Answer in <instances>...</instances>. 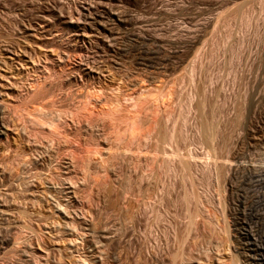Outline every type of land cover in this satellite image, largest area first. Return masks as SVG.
<instances>
[{"label": "rangeland", "instance_id": "obj_1", "mask_svg": "<svg viewBox=\"0 0 264 264\" xmlns=\"http://www.w3.org/2000/svg\"><path fill=\"white\" fill-rule=\"evenodd\" d=\"M0 57V264H85L80 217L112 223L107 264H264V0H0Z\"/></svg>", "mask_w": 264, "mask_h": 264}, {"label": "bare ground", "instance_id": "obj_2", "mask_svg": "<svg viewBox=\"0 0 264 264\" xmlns=\"http://www.w3.org/2000/svg\"><path fill=\"white\" fill-rule=\"evenodd\" d=\"M71 14V13H70ZM78 14V13H77ZM82 19H83V21H84V25H87V24H94V23H96V20H98V17H94V16H92V15H90V14H88V13H80V15H79ZM70 18V17H69ZM117 18V20L118 21H121L124 17L123 16H121V15H119V16H117L116 17ZM83 26V25H82ZM31 27V26H30ZM85 27V26H84ZM83 27V28H84ZM31 29V28H30ZM30 34V33H29ZM24 39V38H23ZM27 39V38H26ZM25 39V40H26ZM25 42V41H24ZM3 48V47H2ZM14 48V47H13ZM5 49V48H4ZM5 51V50H4ZM23 51V50H22ZM10 52V51H9ZM16 53V52H15ZM15 55V54H14ZM18 55V54H17ZM28 56V55H27ZM20 57V56H19ZM0 58H2V57H0ZM12 58V57H11ZM11 58H9V60L11 61H13V59H11ZM5 61H7V60H5ZM10 61L8 62L9 64H10ZM11 61V62H12ZM8 63H6L5 65H7ZM12 63H14V62H12ZM0 64H1V62H0ZM4 64V63H3ZM18 64V63H17ZM141 64V63H140ZM0 67H1V65H0ZM10 67V66H9ZM101 67H103V66H101ZM11 68V67H10ZM13 68V67H12ZM171 68V67H170ZM119 69V68H118ZM193 70H194V68H193ZM97 71V70H96ZM95 71V72H96ZM147 71V70H146ZM191 71V70H190ZM101 72V71H100ZM139 74V73H138ZM88 75V74H87ZM109 75V74H108ZM159 75V74H158ZM153 76V75H152ZM191 77H193V74H192V76ZM143 78V77H142ZM138 79V78H137ZM158 81V80H157ZM156 81V82H157ZM139 84V83H138ZM194 84V83H193ZM2 87V86H1ZM12 87V86H11ZM146 89V88H145ZM1 90V89H0ZM152 90V89H151ZM156 90V89H155ZM145 91H147V90H145ZM91 92V91H90ZM153 92V91H152ZM93 93V92H92ZM91 93V94H92ZM2 94L3 93H1L0 92V136L1 137H4V136H7V131H8V129H6L7 127H6V122H5V119H3V117H1L2 116V114H3V112L6 110V106H2V102L4 101V100H2V97L4 96H2ZM146 94H147V92H146ZM146 94H145V92H143V89H142V93L141 94H139L138 95V97L137 96H135V97H132V96H128V98H126V102H127V100H129V101H131V107H133L134 109H136V110H138L139 108H140V103H141V105H142V102H140V100H142V99H144L145 97H146ZM88 96V95H87ZM97 96V95H96ZM95 96V97H96ZM153 96V95H152ZM257 96V95H256ZM99 97V96H98ZM126 97V96H125ZM148 97V96H147ZM158 97V96H157ZM155 98V97H154ZM168 98V97H167ZM205 98V97H204ZM87 99V98H86ZM146 99V98H145ZM166 99V98H165ZM1 100H2V102H1ZM167 100V99H166ZM203 100V99H202ZM201 100V101H202ZM90 101V100H89ZM157 101V100H156ZM205 101H207V100H204L203 101V103L205 102ZM168 102V101H167ZM4 103V102H3ZM203 103H201V105L203 104ZM90 104H91V102H90ZM4 105H5V103H4ZM204 105V104H203ZM87 106V105H86ZM109 106V105H108ZM119 106V105H118ZM117 106V107H118ZM110 107V106H109ZM156 107V106H155ZM201 108V107H200ZM203 108V107H202ZM255 108V107H254ZM100 109V108H99ZM85 110V109H84ZM108 110H110V109H108ZM113 110H114V108H113ZM144 110V109H143ZM142 110V111H143ZM111 111V110H110ZM90 112V111H89ZM93 112V111H92ZM104 112V111H103ZM77 113V112H76ZM108 113V112H107ZM112 113V112H111ZM93 114V113H92ZM110 114V113H109ZM134 114V116H132L131 117V122L129 123V125H128V127H127V132H129V136L132 138V137H134V138H137V137H139L140 139L142 138H144L145 137V135H143L144 137H142V136H139V134H140V132H139V127H138V125L140 124V112L139 111H136L135 113H133ZM90 115V114H89ZM143 115H144V113H143ZM76 116V115H75ZM108 116V115H107ZM142 116V115H141ZM78 117V116H77ZM111 117H113V116H111ZM5 118V117H4ZM72 118V117H71ZM76 118V117H75ZM82 118H83V116H82ZM85 119V118H84ZM110 119V118H109ZM77 120V119H76ZM111 120V119H110ZM92 121V120H91ZM154 121V120H153ZM58 123V122H57ZM152 123V122H151ZM52 124V123H51ZM73 124V123H72ZM87 124V123H86ZM91 124V123H90ZM153 124V123H152ZM78 125V124H77ZM82 125V124H81ZM155 125V124H154ZM54 126V125H53ZM58 127H59V125H57ZM64 126V125H63ZM79 126V125H78ZM142 127V126H141ZM204 128H205V126H203ZM54 128V127H53ZM71 128V127H70ZM10 129V128H9ZM49 129H51V128H49ZM59 129L60 128H58L57 129V127H56V129L55 130H58L59 131ZM83 129V128H82ZM141 129V128H140ZM62 130V129H61ZM79 130H80V128H79ZM13 131V130H12ZM52 132L54 131V130H51ZM57 131V132H58ZM14 132V131H13ZM56 132V131H55ZM78 133V132H77ZM81 133V132H80ZM9 134V133H8ZM76 134V133H75ZM209 134V133H208ZM207 134V135H208ZM58 135H59V133H58ZM206 135V137L207 138H210L211 139V136L210 135H208L207 136ZM50 136V135H49ZM70 136V135H69ZM165 138L167 139V141H170L171 140V138H172V134L170 133V132H167L166 134H165ZM8 137V136H7ZM10 137V136H9ZM56 137V136H55ZM6 138V137H5ZM61 138H62V136H61ZM133 138V139H134ZM139 138H138V140H139ZM213 138V137H212ZM9 139V138H8ZM66 139V138H65ZM145 139V138H144ZM91 140V139H90ZM137 141V140H136ZM140 141V140H139ZM138 141V142H139ZM142 141V140H141ZM2 142V141H1ZM15 142V141H14ZM137 142V143H138ZM12 143V142H11ZM60 143V142H59ZM68 144V143H67ZM75 145V144H74ZM77 145V144H76ZM37 148V147H36ZM41 148H42V146L39 148V151L41 150ZM44 148V147H43ZM54 149V148H53ZM60 149V148H59ZM38 150V149H37ZM43 150V149H42ZM51 150V149H50ZM76 150H78V149H76ZM75 150V151H76ZM54 151V150H53ZM7 152V151H6ZM10 152V151H9ZM46 152V151H45ZM56 152V151H55ZM42 154H43V151L41 152ZM40 153V154H41ZM47 153V152H46ZM49 153V152H48ZM71 153V152H70ZM99 153V152H98ZM14 154V153H13ZM16 154V153H15ZM39 154V155H40ZM74 154V153H73ZM209 154V153H208ZM44 155V156H43ZM42 156L45 158V154H43ZM49 155V154H48ZM56 155V154H55ZM189 155V156H188ZM187 155V157L188 158H181L180 160H179V164H178V166L180 165V167H182V169L183 170H188V171H190L193 167H195L194 165H195V163L196 164H198L197 162H195V159H196V157L193 155V154H188ZM16 156V155H15ZM22 156V155H21ZM76 156V155H75ZM206 156H207V154H206ZM205 156V157H206ZM244 156V155H243ZM46 157H48V156H46ZM53 157V156H52ZM52 157H48V158H51L52 159ZM20 158V157H19ZM43 158V159H44ZM8 159V158H7ZM11 159H13V158H11ZM23 159H24V157H23ZM27 159H28V157H27ZM42 159V158H41ZM50 159V160H51ZM57 159V158H56ZM65 159V158H64ZM208 159H210V158H208ZM208 159H207V163L205 164L207 167L206 168H208L209 167V164H210V162H208ZM9 160V159H8ZM49 160V159H48ZM55 160V159H54ZM53 160V161H54ZM17 161V160H16ZM52 161V160H51ZM51 161H48V162H51ZM70 161V160H69ZM167 167L169 168V171H174V169H175V167H174V165H173V159H169V158H167ZM209 161H211V160H209ZM24 162V161H23ZM39 162V161H38ZM44 162V161H43ZM65 162V161H64ZM204 162H206L205 160H204ZM2 163V162H1ZM46 163V162H45ZM44 163V164H45ZM68 163V162H67ZM67 163H66V166H68L67 165ZM72 163V162H71ZM70 163V164H71ZM212 163V162H211ZM34 164V163H33ZM65 164V163H64ZM73 164V163H72ZM101 164V163H100ZM123 164H124V162H123ZM213 164V163H212ZM59 165V164H58ZM74 165V164H73ZM211 165V164H210ZM47 166V165H46ZM64 166V165H63ZM75 166V165H74ZM74 166H70V167H74ZM104 166V165H103ZM41 167V166H40ZM50 167V166H49ZM53 167V166H52ZM62 167V166H61ZM61 167H60V169H61ZM109 167V166H108ZM18 168V167H17ZM42 168V167H41ZM55 168V167H54ZM58 168V167H57ZM64 168H66V167H64ZM204 168H205V166H204ZM222 168V167H221ZM225 168V167H224ZM44 169V168H43ZM59 169V168H58ZM109 169V168H108ZM122 169V168H121ZM238 169V168H237ZM14 170V169H13ZM16 170V169H15ZM19 170V169H18ZM27 170V169H26ZM70 170L71 169H69L68 167L66 168V171H63L64 173L63 174H65V176L66 175H72V174H70ZM107 170V169H106ZM105 170V171H106ZM109 170H111V168L109 169ZM108 170V171H109ZM211 170V169H210ZM224 170V169H223ZM256 170V169H255ZM264 170V169H263ZM262 170V171H263ZM3 171V170H2ZM42 171V170H41ZM50 171V170H49ZM207 171V170H206ZM209 171V170H208ZM13 172V171H12ZM31 172V171H30ZM111 172H113L112 170H111ZM230 172V171H229ZM247 172V171H246ZM3 173H5V172H3ZM11 173V172H10ZM43 172H38V176H39V174H42ZM51 173H52V171H51ZM59 173H61V172H59ZM59 173H58V176H60L59 175ZM108 173V177L111 175V173L109 174V172H107ZM190 173V172H189ZM232 173V172H231ZM6 174V173H5ZM8 174V173H7ZM12 174V173H11ZM62 174V175H63ZM74 174V173H73ZM114 174V173H113ZM217 174V173H216ZM219 174V173H218ZM247 174V173H246ZM19 175V174H18ZM35 175H37V173L35 174ZM43 175V174H42ZM50 175V174H49ZM55 175V174H54ZM61 175V176H62ZM104 175V174H103ZM221 175V174H220ZM229 175V174H228ZM227 175V176H228ZM261 175V174H260ZM263 175V174H262ZM12 176V175H11ZM22 176V175H21ZM41 176V175H40ZM56 176V175H55ZM74 176V175H73ZM106 176V175H105ZM116 176V175H115ZM114 176V177H115ZM46 178L45 179H47V177L48 176H45ZM68 177H70V176H68ZM72 177V176H71ZM70 177V178H71ZM107 177V176H106ZM105 178L106 180L107 179H111L112 177H110V178ZM10 178V177H9ZM15 178V177H14ZM36 178V177H35ZM34 178V179H35ZM55 178V177H54ZM60 178V177H59ZM66 178V177H65ZM64 178V179H65ZM103 178V177H102ZM3 179V178H2ZM19 179V178H18ZM30 179H32V178H30ZM43 179V178H42ZM41 179V180H42ZM45 179H43L44 180V182H45ZM50 179V178H49ZM49 179H47L46 181H47V183H48V181H49ZM51 179H52V176H51ZM61 179H63V178H61ZM68 179V178H67ZM67 179H65V181L64 182H69V184H68V182H67V186L65 187L67 190L68 189H70V185L72 184V181H71V183H70V181L69 180H67ZM104 179V180H105ZM112 179H114V178H112ZM24 180H26V179H24ZM28 180H29V178H28ZM54 180H56V179H54ZM58 180V179H57ZM67 180V181H66ZM72 180H73V178H72ZM78 180V179H77ZM105 180V181H106ZM230 180V179H229ZM2 181V180H1ZM23 181V180H22ZM40 181V180H39ZM105 181H103L102 183H104ZM117 181V180H116ZM120 181V180H119ZM238 181V180H237ZM241 181V180H240ZM19 182V181H18ZM26 182V181H25ZM27 182H29V181H27ZM26 182V183H27ZM49 182H51V181H49ZM80 182V181H79ZM41 183H42V181H41ZM52 183H53V181H52ZM52 183H49L50 185L52 184ZM108 183H110V181H108ZM107 182L105 183V184H108ZM12 184V183H11ZM43 184H45V183H43ZM59 184H60V181H59ZM58 184V185H59ZM64 184V183H63ZM62 184V185H63ZM104 184V187L106 186ZM111 184H112V181H111ZM120 184V183H119ZM225 184H226V182H225ZM9 185V184H8ZM26 185V184H25ZM29 186H30V184H28ZM57 185V183H55V186ZM57 185V186H58ZM75 185V184H74ZM113 185V184H112ZM235 185V184H234ZM44 185H42V187H43ZM54 185H51L50 186V188H51V190H49V191H56V194H57V189L58 188H60V187H55ZM61 186V185H60ZM76 186H77V184L75 185V189H77L76 188ZM84 186V185H83ZM13 187V186H12ZM11 187V188H12ZM47 187V186H46ZM48 187H49V185H48ZM48 187H47V189H48ZM63 187V186H62ZM61 187V188H62ZM103 187V186H102ZM110 187V185L108 184V186H107V189H108V192H107V194H110L111 192H109V191H111L112 190V192H114V190L116 189H114L113 187V189H111V187ZM227 187V186H226ZM30 188V187H29ZM73 188H74V186H73ZM95 188H97V187H95ZM99 188V187H98ZM106 188V187H105ZM104 188V189H105ZM19 189H21V188H19ZM53 189V190H52ZM62 189H64V188H62ZM65 189V190H66ZM72 189V188H71ZM103 189V188H102ZM107 189H105L106 191H107ZM110 189V190H109ZM29 190V189H28ZM34 190V189H33ZM60 190V189H59ZM58 190V191H59ZM99 190V189H98ZM43 191V190H42ZM74 191V190H73ZM116 191V190H115ZM19 192V191H18ZM51 192H47L46 191V193H50L51 194ZM70 193H71V191H69ZM99 192V191H98ZM101 192H102V190H101ZM101 192H99L100 194H102ZM33 193V192H32ZM43 193V192H42ZM45 193V194H46ZM53 193V192H52ZM55 193V192H54ZM59 193V192H58ZM63 193V192H62ZM78 193V192H77ZM99 193H97L98 195H97V197L99 196L100 197V195H99ZM103 193L104 194H102V196H101V200H100V198H99V200L102 202L103 201V205H104V203L106 204L108 201H110L109 200V196L105 193V191H103ZM116 193H118V192H116ZM260 192H258V194H259ZM28 194V193H27ZM30 194V193H29ZM34 194H36V193H34ZM59 194H61V191H60V193ZM122 194V193H121ZM9 195H10V193H9ZM12 195V194H11ZM41 195V194H40ZM43 195V194H42ZM51 195H53V194H51ZM55 195V194H54ZM65 196H66V194H64ZM70 195V194H69ZM111 195V194H110ZM118 196H119V194H117ZM16 196V195H15ZM31 196V195H30ZM39 195H37V197H38ZM45 196V195H44ZM43 196V197H44ZM50 196V195H49ZM56 196V195H55ZM112 196H113V194H112ZM189 196V195H188ZM187 196V197H188ZM23 197H24V195H23ZM27 197V196H26ZM35 196L33 195V198H34ZM40 197H42V196H40ZM51 197V196H50ZM59 197V196H58ZM70 197V196H69ZM116 197V196H115ZM1 198V197H0ZM5 198V197H4ZM6 198H8V197H6ZM12 198V197H11ZM32 198V199H33ZM36 198V197H35ZM97 198V199H98ZM121 198V197H120ZM126 198V197H125ZM242 198H243V196H242ZM21 199V198H20ZM37 199V198H36ZM64 198H62V200H63ZM111 199V201H112V197L110 198ZM117 199H119V198H117ZM1 200H2V198H1ZM28 200V199H27ZM38 200V199H37ZM41 200V199H40ZM45 199L43 198V201H44ZM52 200V199H51ZM59 200V199H58ZM98 200V201H99ZM114 200V199H113ZM50 201V200H49ZM56 200H54V202H55ZM65 201V200H64ZM242 201V200H241ZM38 202V201H37ZM40 202V201H39ZM38 202V203H39ZM41 202H42V200H41ZM56 202H58V201H56ZM116 202V201H115ZM249 202V201H248ZM11 203V202H10ZM46 203V202H45ZM50 203V202H49ZM51 203H52V201H51ZM63 203V202H62ZM61 202H60V204H62ZM65 203V202H64ZM69 203V202H68ZM98 203V202H97ZM116 203H120V201L118 202V200H117V202ZM239 203V202H238ZM244 203V202H243ZM5 204V203H4ZM56 204V203H55ZM59 204V203H58ZM99 204V203H98ZM112 204V206H115V203L113 202H110V203H108V205L110 206ZM122 204V203H121ZM149 204V203H148ZM36 205V204H35ZM51 205H54L53 203L51 204ZM88 205V204H87ZM107 205V206H108ZM117 205V204H116ZM120 205V204H119ZM239 205V204H238ZM25 206V205H24ZM62 205H60V207H61ZM101 206H102V204H101ZM100 206V207H101ZM104 206H106V205H104ZM111 206V207H112ZM118 206V205H117ZM116 206V207H117ZM56 207H57V209L56 210H54V211H57V212H59V211H62V212H60V215H61V213H63V211H64V209L61 207V209L58 207V205L56 204ZM92 207H93V205H92ZM111 207H103L102 206V208H103V210L101 211V212H103L104 211V209L106 208H109V211H106V212H110V208ZM121 206H118V208H120ZM125 207V206H124ZM6 209H8L7 207H5ZM48 208V207H47ZM54 208V207H53ZM101 208V209H102ZM118 208H115V207H112V209H115V210H117ZM123 208V207H122ZM4 209V208H3ZM52 209V208H51ZM50 209V210H51ZM63 209V210H62ZM88 209V208H87ZM100 209V208H99ZM65 210H66V208H65ZM90 210V209H89ZM108 210V209H107ZM120 210H121V208H120ZM250 210V209H249ZM4 211V210H3ZM3 211H2V209L0 210V216H2L4 213H5V215H7V213H6V211L3 213ZM91 211V213H92V215H93V213L95 214V215H98V213H100L98 210V213L96 214L95 212H92L93 210L91 209L90 210ZM89 211V212H90ZM94 211H96L95 209H94ZM113 211V210H112ZM111 211V212H112ZM119 211V210H118ZM117 211V212H118ZM129 211V210H128ZM33 212V211H32ZM53 212V211H52ZM56 212V213H57ZM65 213H66V211H64ZM69 211H67V213H68ZM75 212V211H74ZM88 212V213H89ZM105 212V213H106ZM117 212L115 213V214H117ZM119 212H121V211H119ZM11 213V212H10ZM17 213V212H16ZM67 213L64 215V216H62V217H64V220H65V223L63 224V225H65L66 223H71V226H68V224H67V226L70 228V227H72V230H74L73 232L71 231V230H69L72 234L73 233H75V231H76V227H78V230H77V232L76 233H78V231L79 230H83V231H79V233H81V234H70V235H68V236H73L74 237V239H72V240H70V238H69V240L71 241V242H69V244L70 245H72V244H74V243H76L77 242V238H81L82 240H84L83 242H86V244H87V247H85L86 248V250H84V248H83V250H84V258L85 259H87L88 260V264H105L106 262L104 261L103 262V256L106 258V256L104 255V253L103 252H106V251H102L104 248H108V250L109 249H111V248H109V245H110V247L112 246V244L114 243L113 242V236L112 237H110L111 235H110V233L109 232H111V230L113 229V228H111L110 229V226H109V222H108V220H107V222H108V226H109V228H108V226L106 225L107 224V222H106V224H104L103 222H104V218L102 217V219H104V220H102L101 218L100 219H94V217L93 216H95V215H93V216H91V214H89L91 217H93V219L91 218V217H89V218H91V220L89 219V220H87V219H85L84 217H80V215L79 216H77L78 214H76L75 216H77V218L78 217H80V218H78L77 220L74 218V216H71L70 214H68L67 215ZM21 214V213H20ZM101 214H104V213H101ZM107 214V213H106ZM29 215V214H28ZM58 215V214H57ZM88 215V214H87ZM127 215V214H126ZM130 215V214H129ZM257 215V214H256ZM68 216H69V218L70 217H72V218H74L76 221V223H74V225L76 224V227L75 228H73V223H72V219H71V221H70V219L68 218ZM83 216V215H82ZM99 216L101 217V215L99 214L98 215V218H99ZM102 216H104V215H102ZM115 216V215H114ZM113 216V217H114ZM122 216H123V214H122ZM35 217V216H34ZM85 217H87V216H85ZM116 217V216H115ZM125 217V216H124ZM4 218V217H3ZM24 218V217H23ZM28 218V217H27ZM48 218V217H47ZM96 218H97V216H96ZM106 218V217H105ZM110 218H112V217H110ZM42 219V218H41ZM46 219V218H45ZM115 219V218H114ZM123 219V218H122ZM125 219V218H124ZM126 219L127 220H130V218L128 219L127 217H126ZM125 219V220H126ZM37 220V219H36ZM63 220V221H64ZM115 220H117V219H115ZM121 220V219H120ZM20 221V220H19ZM29 221V220H28ZM45 221V220H44ZM103 221V222H102ZM114 221V220H113ZM113 221H110V222H113ZM13 222V221H12ZM39 222V221H38ZM118 222V221H117ZM126 221H124V223H125ZM258 222V221H257ZM10 223V222H9ZM28 223V222H27ZM34 223V222H33ZM116 223V222H115ZM119 223V222H118ZM117 223V224H118ZM121 223V222H120ZM11 224V223H10ZM112 224V223H111ZM110 224V225H111ZM114 224V223H113ZM42 225V224H41ZM63 225H61L63 228V232H65V228L67 227L66 225V227L65 226H63ZM70 225V224H69ZM120 225V224H119ZM29 226V225H28ZM32 226V225H31ZM117 226V225H116ZM121 226V225H120ZM119 226V227H120ZM4 227V226H3ZM8 227V226H7ZM12 227V226H11ZM14 227V226H13ZM18 227V226H17ZM44 227V226H43ZM48 227V226H47ZM112 227V226H111ZM126 227V226H125ZM21 228V227H20ZM25 228V227H24ZM30 228V227H29ZM116 228H118V227H116ZM0 229H4V228H0ZM28 229V228H27ZM61 229V230H62ZM71 229V228H70ZM110 229V230H109ZM126 229V228H125ZM30 231H32L33 232V230H30ZM29 231V232H30ZM36 231V230H35ZM128 231V230H127ZM66 232H68V230L66 231ZM70 232H68V234L70 233ZM83 232V233H82ZM113 232H116V231H113ZM2 234V233H1ZM7 234V233H6ZM65 234V236H66V234L67 233H64ZM115 234V233H114ZM113 234V235H114ZM122 236V235H121ZM6 237V236H5ZM8 238V237H7ZM111 238H113V239H111ZM21 240V239H20ZM81 240V241H82ZM116 240V239H115ZM44 241V240H43ZM2 242V241H1ZM4 242V241H3ZM3 242L2 243H0V244H3ZM20 242V241H19ZM5 243V242H4ZM15 242H13V244H14ZM18 243V242H17ZM106 243H108L107 245L108 246H106V247H104L103 248V245L105 246V244ZM76 244H79V241L76 243ZM81 244H82V242H81ZM116 244V243H115ZM4 245V244H3ZM27 245V244H26ZM75 245V244H74ZM72 245V246H70V247H75V246H77V245ZM83 245V244H82ZM22 246V245H21ZM40 246V245H39ZM84 246H86L85 244H84ZM3 247V246H2ZM26 247V246H25ZM27 247H29V246H27ZM26 247V248H27ZM100 247H102L103 249L101 250V248ZM113 247V246H112ZM115 247V246H114ZM253 247V246H252ZM15 248V247H14ZM42 248V247H41ZM118 248V247H117ZM33 249V248H32ZM69 249V248H68ZM71 249V248H70ZM69 249V250H70ZM73 249H76V248H73ZM72 249V250H73ZM78 249H79V247H78ZM77 249V250H78ZM14 250V249H13ZM69 250H68V252H69ZM105 250V249H104ZM107 250V249H106ZM114 250V249H113ZM251 250V249H250ZM17 252L19 251L18 249L16 250ZM23 251V253L24 252H26L25 251V249L24 250H21V251H19V253L20 252H22ZM34 251V250H33ZM14 252V251H13ZM71 252V251H70ZM76 252V251H75ZM110 252V251H109ZM19 253H16V254H19ZM107 253V252H106ZM116 253V252H115ZM114 252H113V254H115ZM49 254V253H48ZM70 254H73V252H71ZM22 255H24V254H22L21 253V256ZM74 255V254H73ZM109 255V254H108ZM107 255V256H108ZM112 255V254H111ZM20 256V255H19ZM82 256H83V254H82ZM16 257V256H15ZM18 257V256H17ZM112 258H115V257H113V255L111 256ZM111 258V259H112ZM29 259V258H28ZM111 259H109V260H111ZM48 260V259H47ZM60 260V259H59ZM80 260H83V258L81 259V257H80ZM87 260H84L83 262L85 263V264H87ZM106 260V259H105ZM2 261V260H1ZM22 261V260H21ZM35 261V260H34ZM86 261V262H85ZM112 261V260H111ZM248 261V260H247ZM33 262V261H32ZM118 262V261H117ZM24 263V262H23ZM34 263V262H33ZM113 263H114V261H113ZM32 264V263H31ZM39 264V263H38ZM107 264V263H106ZM112 264V263H111ZM116 264H118V263H116Z\"/></svg>", "mask_w": 264, "mask_h": 264}]
</instances>
